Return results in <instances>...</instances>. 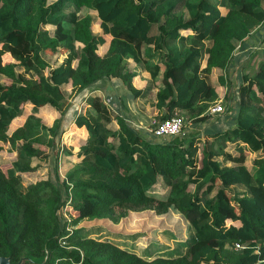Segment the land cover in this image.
I'll use <instances>...</instances> for the list:
<instances>
[{
  "label": "trees",
  "instance_id": "trees-1",
  "mask_svg": "<svg viewBox=\"0 0 264 264\" xmlns=\"http://www.w3.org/2000/svg\"><path fill=\"white\" fill-rule=\"evenodd\" d=\"M256 25L264 33V0H0V143L14 153L0 169V256L10 264L22 256L30 258L23 264H264V60L240 76L234 113L202 133L138 132L97 91L102 82L123 86L142 111L152 93L159 121L184 111L195 124L208 122L217 98L210 72L224 70ZM2 51L15 61L4 62ZM60 53L75 66L69 59L50 66ZM127 58L133 67L121 73ZM143 72L144 87L133 88L131 78ZM82 100L88 112L76 109ZM45 106L57 112L50 126L35 115ZM69 125L86 137L60 177L58 158L72 156L60 141ZM246 154H255L251 168ZM40 160L50 162L49 175L21 185L18 174ZM158 184L163 192L153 193ZM63 208L73 214L64 219ZM139 210L177 212L190 231L184 250L138 254L77 228ZM224 245L234 250L229 262Z\"/></svg>",
  "mask_w": 264,
  "mask_h": 264
},
{
  "label": "rangeland",
  "instance_id": "rangeland-1",
  "mask_svg": "<svg viewBox=\"0 0 264 264\" xmlns=\"http://www.w3.org/2000/svg\"><path fill=\"white\" fill-rule=\"evenodd\" d=\"M83 12V10L79 11V13ZM221 12L224 13L225 10L221 8ZM88 13L92 16L95 15L93 11H88ZM45 28L49 29L50 27L46 26ZM91 31L94 33L99 31L98 20L96 18H94V21L91 23ZM104 48L105 45L99 47V53H102ZM1 53L4 62L15 61L5 51H2ZM66 59H69L71 66H75V59H70L65 53L49 57V65L55 66ZM263 60L264 33L261 31V26L256 25L251 29L250 33L242 43L237 44L235 51L233 52L232 60L224 70L213 69L210 72L209 77L211 78L213 87L216 91L217 98L212 101L211 105L206 109V113L209 115L208 122L195 124L190 121V118H188V115L184 111H176L173 115H177L182 120L178 134H181L184 131H198L199 133H202V130L206 127L207 123H213L217 116H222L223 114L226 115L228 112H230L229 115H232L234 113L232 110L235 105V100L233 99L232 94L240 80V76L244 73L249 75L253 74L259 62ZM124 67L125 68L121 70V73L131 69L133 67V62L127 58ZM219 75L224 77L225 84L221 85L218 83L217 77ZM138 76L139 79L143 81L148 77V74L143 72L142 74H138ZM132 78L130 80L131 86L135 89H140L136 88L133 84L138 80V77ZM2 80L3 77L0 75V82ZM158 81L159 76L156 78V84H158ZM140 83L142 84V82ZM97 87L101 90V97L106 103H112L113 106H121L119 108L120 113L126 117L128 123L138 132L144 131L150 133L153 122L159 121L161 113L160 111L156 112V109L153 106L152 93L148 96L146 102H141L144 105V112H139L136 108L138 102H136L135 105L132 104L131 96H129L127 92L128 90L123 86L111 87V89H108L109 84L107 82H102ZM143 87L144 86L141 88ZM63 88L70 91L68 85ZM214 105H219L221 110L219 112H210V108L212 109ZM29 107V105L24 107L25 115L31 113ZM226 107L231 108V110H226ZM76 109L81 113L89 111V108L83 103V100L77 104ZM25 115H20L12 120L8 128L9 133L22 124ZM35 115L44 125L50 126L57 116V112L54 109L45 106L37 109ZM85 137V131L82 127L67 128L61 134V144L72 154V156L69 158L67 156L65 157V155H60L58 158L57 166L60 177H63L65 172L72 167L75 161H77L75 153L77 152L79 144L85 141ZM0 148V169L5 172L10 167V162L14 160V153L8 150L5 143H0ZM38 148L40 156L46 154L47 148L40 146ZM254 156L255 154H246V165L249 168H251V161ZM32 165L33 168L31 171L18 174L20 183L23 186L38 180H43L50 173V162L48 161H34ZM160 184L155 185L153 188L151 187V191L153 193L154 191L155 193H162L164 188L160 186ZM72 210V208H63L59 215L63 216L65 219L68 215L73 214ZM77 228H79L84 235L88 234L97 239H108L117 243L122 242L124 246L126 245L127 247H130L138 254L143 247L150 249L153 254L155 253L154 255H157L156 251H159L160 253L162 252L160 248L163 250V253L161 254L164 255H166L164 251H173V253L181 252L184 250V244L190 239L188 225L174 210H169L167 213L161 215L154 214V212L149 210H139L129 212L125 217L121 218L114 224L108 220L83 221L77 225ZM232 251L229 250L228 245H224L221 254L227 262L233 259L234 253Z\"/></svg>",
  "mask_w": 264,
  "mask_h": 264
},
{
  "label": "built area",
  "instance_id": "built-area-1",
  "mask_svg": "<svg viewBox=\"0 0 264 264\" xmlns=\"http://www.w3.org/2000/svg\"><path fill=\"white\" fill-rule=\"evenodd\" d=\"M221 107L219 105H214L210 112H219ZM182 120L177 115H171L161 121L153 122V125L150 129V133L153 136H172L177 134L180 131ZM242 247L239 243H233V248L237 249Z\"/></svg>",
  "mask_w": 264,
  "mask_h": 264
},
{
  "label": "crops",
  "instance_id": "crops-1",
  "mask_svg": "<svg viewBox=\"0 0 264 264\" xmlns=\"http://www.w3.org/2000/svg\"><path fill=\"white\" fill-rule=\"evenodd\" d=\"M142 74V73H141ZM138 77V80L137 81H135L133 84L136 86V88H141L142 86H144V84H145V79L143 80V81H141L140 79H139V76L138 75H135L133 78H137ZM132 78V79H133ZM140 82H142V84L140 83ZM108 89H111V86L109 85V87H108ZM100 94H101V96H102V93H101V90L100 89H98L97 90ZM132 101V104H136V102H134L133 100H131ZM84 103V102H83ZM118 106V105H117ZM115 107V106H114ZM121 106H119L118 108H120ZM136 108L138 109V111L139 112H144V111H142L141 109H140V107H139V105H138V103H137V106H136ZM156 112H157V110H156ZM71 127H74V128H77V127H75L74 125H69V127L68 128H71ZM78 150V149H77Z\"/></svg>",
  "mask_w": 264,
  "mask_h": 264
},
{
  "label": "water",
  "instance_id": "water-1",
  "mask_svg": "<svg viewBox=\"0 0 264 264\" xmlns=\"http://www.w3.org/2000/svg\"><path fill=\"white\" fill-rule=\"evenodd\" d=\"M30 260L27 256H22L18 259V261L15 264H23L25 261ZM0 264H10L7 257L0 256Z\"/></svg>",
  "mask_w": 264,
  "mask_h": 264
}]
</instances>
